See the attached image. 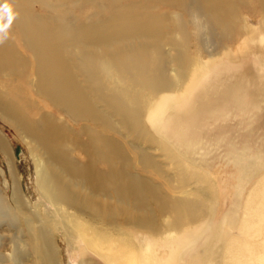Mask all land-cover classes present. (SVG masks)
I'll return each instance as SVG.
<instances>
[{"label": "rangeland", "instance_id": "obj_1", "mask_svg": "<svg viewBox=\"0 0 264 264\" xmlns=\"http://www.w3.org/2000/svg\"><path fill=\"white\" fill-rule=\"evenodd\" d=\"M22 2L27 16L47 21L54 32L89 26L96 15H100L102 19L114 17L118 13L124 15L127 14V9L133 6L145 19L153 18L159 22L161 36L131 39L127 43V50L135 51L140 43L150 45L159 42L160 51L168 62L171 56L176 55V38L180 42L181 66L175 68L172 64L168 65L171 76L176 79L175 83L154 92L139 88L135 90L140 96L142 130L134 132L126 128L122 118L113 112L112 107L102 102L97 103L92 92L90 97L92 99L94 97L97 109L107 115L109 125L101 118L89 121L84 116H74L60 106L61 104L56 105L52 99L36 89L38 76L32 72V68L36 67L39 59L20 38V29L12 24L7 37L2 41L8 46V53L4 58H0L2 62L0 101L16 105L20 116L37 119V110L41 109L40 112L48 114L61 124L64 123L68 129L78 133L82 141H87V136L80 129L83 124L84 128L92 133L98 132L101 138L118 145L124 156L123 167L130 174L150 183L159 193L168 194L172 199L186 198L194 202V214L190 216L185 212L182 224L176 226L179 221L170 212H166L163 217L159 215L157 202H151L149 210L133 214L130 218L124 216L120 219L110 215V212L115 210V199L102 197L103 205L107 206L106 212L111 211L104 212L103 219L107 224L106 229L105 227L98 229L100 236L109 240L114 247L120 248L117 252L124 261L128 247L135 257V264H179L168 261L170 252L168 242L154 245L152 239L146 237L148 230L140 227L138 222L142 221L141 218L157 220L160 232L154 236V241L163 242L179 232H191L180 252L183 256L181 264H233L232 259L230 261L227 259L234 256L240 261H247L249 244L264 239V201L260 197L261 194L264 195V190L258 191L250 201L247 199L252 187L264 178V108H262L264 0H22ZM174 13L178 16L174 17ZM174 19L180 22L178 24L183 37L177 32ZM115 47L112 46L108 50L113 51ZM148 47L149 50L153 48ZM77 48L79 49L76 50ZM77 48L65 49L63 58L74 74L77 84L79 83L85 90L88 88L94 90V84L89 83L86 74L82 72L83 58L90 54L86 53L88 50L93 49H83L82 46ZM195 68L199 69L194 79L187 83ZM224 74L230 76L229 82L231 79L234 80L235 88H238L239 92L232 89L235 93L232 98L234 99L232 113L228 117H217L215 125L202 130L203 133L205 131L209 133L203 134L200 131L195 136L194 144L186 147V153L183 152V149H180L182 147L173 144L174 138L167 139L162 135L161 125L170 106L154 105L152 98L162 91L163 95L173 100L177 97L175 101L179 104L196 93L199 83H204L205 80L213 81ZM243 78L257 81L259 84L256 87L261 85V90L251 86L243 92L241 84ZM225 83L221 81L219 89H222ZM110 87H113L111 83L106 86ZM123 87L131 89L129 84ZM245 93L246 98H243L242 94ZM201 96L200 99H204V90ZM252 102H258L259 105L249 110L246 105ZM153 108L156 111L155 115L147 119ZM214 126L215 129L216 126L219 129L215 130ZM218 134L221 136L224 134V137ZM204 135L208 138L206 139ZM226 135L228 139H225ZM0 137L8 147V157L0 150V168L6 165L9 168L4 176L0 175V195L9 201L10 193L2 183L6 180L7 185L15 186L21 198L24 195L29 205H35L40 214L38 217L40 222L45 223L48 228L45 233L48 243L54 249V256L50 260L48 259V256L51 257L50 254L48 255L40 242L35 240L37 234L31 229L33 222L30 221L29 213L12 203L14 208H10L11 212L4 216L0 215V264H107L104 257H100L101 254L97 255L87 247L76 228L70 223L71 216L85 222L87 214L83 211L78 212L73 207L67 208L59 215L48 201L46 207L39 201L37 194L34 198L31 197L27 183L33 184L31 172L33 173L32 169L35 167L34 156L40 157V153L37 148H34L33 155L28 152L33 142L24 138L21 130L14 128L13 123L1 112ZM68 145L72 147L71 144ZM224 147L226 149H223ZM202 154L204 156H201ZM73 156L81 162L85 159L77 150H74ZM194 156L203 160L202 167ZM53 171L63 179L64 186L74 196L80 200L93 198L83 187L80 178L67 176L57 166H54ZM126 230L135 234L126 235Z\"/></svg>", "mask_w": 264, "mask_h": 264}, {"label": "bare ground", "instance_id": "obj_2", "mask_svg": "<svg viewBox=\"0 0 264 264\" xmlns=\"http://www.w3.org/2000/svg\"><path fill=\"white\" fill-rule=\"evenodd\" d=\"M10 3L16 13L12 24L20 29V38L24 40L27 48L39 59L36 67L32 68V72L38 76L36 89L39 93L52 99L56 105L57 103L61 104L60 106L64 107L66 111L74 116H84L89 121L94 118H101L106 125H109L107 115L97 109L93 101L94 97L93 99L90 97L92 92L96 96L97 103L102 102L110 108L112 107L113 112L122 118V122L129 131L131 129L134 132L136 130H140L141 132L140 96L135 90L139 88L154 92L159 91L161 88H167L175 83L176 79L171 76L172 73H170L168 65L172 64L175 68L181 66L182 57L179 53L180 42H178L179 40H177V38L176 42L174 40L176 43V55L174 54V57L171 56L170 60L167 62L160 51L161 44L159 42L150 45L147 43H140L138 44V49H135V51L133 49L127 50V43L131 39H149L159 38L161 36L159 22L153 18L145 19L143 14H140L139 10L134 9L135 7L133 8V6L128 8L130 11L127 9V14L124 15L118 13L116 16L109 17L108 19H102L100 15H96L92 24L89 26L69 28L67 30L54 32L47 21L36 18L33 19L27 16V13L23 10L24 4L22 0H11ZM175 20L176 19H174V21ZM178 23L180 22L176 20L175 25L178 28L177 32L183 37ZM51 41L54 42L51 43ZM80 46H82L83 49L92 48L96 50L94 52L93 50H88V52H86L90 54L83 58L84 66L82 68V72L86 74L88 82L94 84V90H90L89 88L85 90L79 83L77 84L74 74L68 68L63 58L65 49L77 48ZM112 46H116L114 48V50L116 49L115 51L108 50ZM148 46H153V48L149 50ZM78 49L79 48L76 50ZM7 53L8 46L0 42V58H4ZM1 64L2 62H0V65ZM198 69L199 68H195L192 70L187 79V83L194 77ZM229 78L230 76H228V74H224L213 81L205 80L204 83H199V87L196 88L195 91L196 93L188 97L187 101L185 100L182 102L180 99L181 102L179 104L175 101L177 97L173 100V98L163 95L161 93L162 91L158 96L153 97L152 100L154 105L157 104L159 107H164L168 104L170 106L169 112L165 115L163 124L161 125V129L163 130L162 135L167 139L174 138L175 141L173 140V144L176 147H182L180 149H183L182 151L186 153V147L194 144L195 136H197L200 131L215 125L217 117H228L229 114L232 113V104H234V99L232 100V98L235 94L232 92V89L237 91L238 88H235L234 80L231 79L229 82ZM221 81L226 82V85L224 84L223 88L219 89ZM241 81L243 92H246L248 87H256V85L259 84L257 81H252V79L249 78L245 80L243 78ZM110 83L113 87L106 88ZM126 84H129L131 89H124L123 85ZM206 85H208L206 87L207 89H202ZM261 88L262 86L260 85L255 89L261 90ZM203 90L205 97L204 99H200ZM247 93L249 94L250 90ZM245 95L246 93L242 94V97L246 98ZM257 104L258 102L248 103L246 107L252 110L254 107H258L259 104ZM40 110L41 109L37 110V119L29 116H20L16 105L8 101H0L1 114L13 123L14 128L21 130L24 138L26 137L33 142V146L28 148V152L33 155L35 151L34 148H37L38 153H40V157L34 156L35 167L32 169L33 173L31 172L33 184L31 182L27 183L28 191L31 192L32 198L37 194L39 201L43 202L46 207V201H48L59 215L63 214L67 208L73 207L76 208L78 212L83 211L87 214L85 222L83 220V222H81V220L78 221L77 218L71 216L70 223L72 227L76 228L77 233L82 237L87 247L97 255L101 254L102 256L100 257H104V261L107 264H135V257L130 251V248L127 247V256L124 257L125 261L122 260L119 252H117L120 248L114 247L109 240L102 238L98 233V229L100 227H105L106 229L107 224L103 219L104 212L107 211V206L103 205L102 197H112L115 199V210L110 212V215L120 219L124 218V216L130 218L133 214L149 210L151 202L158 203V212L161 217H163L166 212H170L174 215L175 219L179 221L175 224L176 226L182 224L181 220L185 212L190 216L194 214V202L189 201L190 199H172L168 194L159 193L150 183L130 174V172L123 167L124 156L118 145L114 142L101 138L98 132L93 131L92 133L87 128H84L83 124L80 129L81 132L87 136V141H82L78 133L68 129L63 125L64 123H59L55 118L40 112ZM155 112L153 108L152 111L149 112L147 119H151V117L155 115ZM217 126L216 129H219ZM205 132L207 133V131ZM205 132L203 134H205ZM218 132L220 133L219 130ZM214 134L215 131L213 135ZM213 135H211V139H213ZM222 136L224 137V134ZM207 138L208 137H206V139ZM219 139L220 138H218V142ZM225 139H228L227 135ZM213 141L215 142V140ZM68 144H71L72 147H69ZM215 145H217V143ZM193 147L191 149H193ZM223 149L226 148L224 147ZM0 150L5 157H8L7 144L1 137ZM74 150H77L83 155L85 159H83L82 162L80 159L73 156ZM189 152L192 153L191 151ZM205 153L203 152L204 155ZM203 154L201 156H204ZM195 156L197 157V155ZM195 156L194 158L202 167L203 160ZM220 157L221 155L219 158ZM219 161L221 160L219 159ZM79 162H81V164ZM214 162H216V160H214ZM100 165L104 167L100 168ZM6 166L0 168V175L4 176V174L8 172L9 168ZM54 166H57L58 169L65 172L66 175L71 178H80L83 187L85 190H88L89 195L93 196V198L80 200L77 196H74V194L64 186L63 179L53 171ZM209 166L208 164V167ZM28 174L30 175V172ZM262 179V181L252 187L247 198L248 201H250L258 191L261 189L264 190V178ZM5 181L3 180L2 183L3 186L8 189L10 197L8 199L9 201H7L5 197L0 195V215H7L11 212L10 208H14V206L27 211L30 221L33 222V228L31 229L37 234V239L35 240L38 243L40 242L46 249V253L51 256H48V259L51 260L52 256H54V249L52 245L48 243L45 236L48 228L45 223L40 222L38 218L40 214L36 210V206L29 205L28 201L23 197L24 195L21 198V196L17 194L15 186H9ZM260 197L261 200L264 201V195L261 194ZM12 203L15 205L13 206ZM141 220L142 221L138 220L139 226L148 230L146 237H150L153 244L156 246H158L157 244L162 245L168 242L170 248L167 257L169 258L168 261L175 263L179 262V264H181L183 256L180 252L185 241L191 236V232H179L174 237L163 240V242L154 241V236L160 232L158 221L143 220L142 218ZM125 233L126 235L135 234L130 230H126ZM206 239H208V237ZM249 245V248L247 247L249 252L247 261H240L235 256L227 260L230 261L232 259L233 264H264V239L253 241ZM172 250H174V252H172ZM228 250L229 249H227V254H229Z\"/></svg>", "mask_w": 264, "mask_h": 264}, {"label": "clouds", "instance_id": "obj_3", "mask_svg": "<svg viewBox=\"0 0 264 264\" xmlns=\"http://www.w3.org/2000/svg\"><path fill=\"white\" fill-rule=\"evenodd\" d=\"M16 13L9 0H0V42L7 37L8 29L11 27ZM174 17L178 14L174 13Z\"/></svg>", "mask_w": 264, "mask_h": 264}]
</instances>
